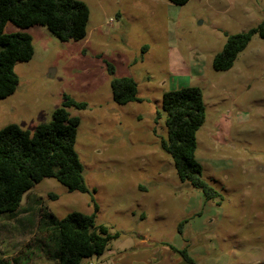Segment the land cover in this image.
<instances>
[{
  "label": "rangeland",
  "instance_id": "374dc122",
  "mask_svg": "<svg viewBox=\"0 0 264 264\" xmlns=\"http://www.w3.org/2000/svg\"><path fill=\"white\" fill-rule=\"evenodd\" d=\"M82 1L89 15L78 41H62L42 25L4 26L29 33L34 53L14 65L18 84L0 98V128L33 131L63 94L85 102L68 111L80 118L75 149L88 192L51 177L35 183L16 213L0 214V256L52 264L40 214L91 213L95 203L96 224L118 232L105 254L145 250L164 260L169 243L186 246L196 264H264V38L254 33L229 69L212 67L227 35L264 20V0ZM107 63L114 77L135 80L140 101L113 100ZM188 85L203 94L195 154L220 204L180 181L160 147L167 137L162 94Z\"/></svg>",
  "mask_w": 264,
  "mask_h": 264
},
{
  "label": "trees",
  "instance_id": "16d2710c",
  "mask_svg": "<svg viewBox=\"0 0 264 264\" xmlns=\"http://www.w3.org/2000/svg\"><path fill=\"white\" fill-rule=\"evenodd\" d=\"M169 1L181 5L188 0ZM88 15L82 0H0V98L9 96L17 87L15 63L28 61L34 53L31 35L25 31L4 32L6 22L21 28L42 25L62 41H78L86 36ZM254 33L264 38V20L247 31L227 35L223 47L213 56L212 67L229 69ZM106 66L112 76L113 100L118 104L140 101L135 80L129 76L114 77V67L110 63ZM161 106L167 137L160 139V147L171 156L177 177L199 189L206 200L218 199L216 203L220 204L221 195L202 177V165L195 154L196 133L205 120L201 89L188 85L168 90L162 94ZM69 107L83 109L86 103L63 94L51 119L37 124L33 131L15 123L0 128V214L16 213L23 195L46 177L54 178L69 191L88 192L75 149L80 118L71 115ZM93 206L91 213L73 211L59 219L51 211L39 209L40 228L46 233L52 264H89V257L101 255L118 236L106 225L96 224L98 207L95 203ZM184 221L179 223V232ZM167 245L179 254L182 264H196L186 246ZM0 264L17 261L0 256Z\"/></svg>",
  "mask_w": 264,
  "mask_h": 264
},
{
  "label": "crops",
  "instance_id": "0c3cea01",
  "mask_svg": "<svg viewBox=\"0 0 264 264\" xmlns=\"http://www.w3.org/2000/svg\"><path fill=\"white\" fill-rule=\"evenodd\" d=\"M138 247L134 246L132 249H137ZM165 250L166 258L164 260H156L154 258V252L151 253L143 250L139 251H130V254H122L110 252L109 254H105L104 251L96 261L88 260L89 263L92 264H182L180 257H178L171 248L168 246H163Z\"/></svg>",
  "mask_w": 264,
  "mask_h": 264
},
{
  "label": "built area",
  "instance_id": "2783aa9c",
  "mask_svg": "<svg viewBox=\"0 0 264 264\" xmlns=\"http://www.w3.org/2000/svg\"><path fill=\"white\" fill-rule=\"evenodd\" d=\"M89 264H92V263H89Z\"/></svg>",
  "mask_w": 264,
  "mask_h": 264
}]
</instances>
